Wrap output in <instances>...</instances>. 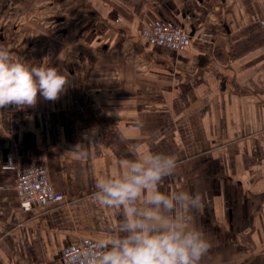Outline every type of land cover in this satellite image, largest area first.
Here are the masks:
<instances>
[{"label": "crops", "instance_id": "1", "mask_svg": "<svg viewBox=\"0 0 264 264\" xmlns=\"http://www.w3.org/2000/svg\"><path fill=\"white\" fill-rule=\"evenodd\" d=\"M37 1L36 20L62 14L64 26L46 23L42 47L11 59L56 67L68 84L56 101L0 109V264H61L81 240L117 234L121 210L91 196L121 174L130 145L176 156L161 191L201 194L204 264H264V0ZM156 23L186 27L188 46L148 41L141 29ZM93 130L78 158L72 148ZM35 166L66 200L24 211L17 177Z\"/></svg>", "mask_w": 264, "mask_h": 264}, {"label": "clouds", "instance_id": "2", "mask_svg": "<svg viewBox=\"0 0 264 264\" xmlns=\"http://www.w3.org/2000/svg\"><path fill=\"white\" fill-rule=\"evenodd\" d=\"M67 84V74L56 67L14 61L10 50L0 44V109L34 107L38 96L56 101ZM95 135L93 130L85 135L87 143L72 148L78 158L87 156ZM128 152L131 158L120 161L121 174L98 179L91 196L103 208L121 210L117 234L89 242L83 249L69 247L65 264H204L212 242L196 223L201 194L183 188L160 190L176 173V156L151 151L138 155L134 145Z\"/></svg>", "mask_w": 264, "mask_h": 264}, {"label": "built area", "instance_id": "3", "mask_svg": "<svg viewBox=\"0 0 264 264\" xmlns=\"http://www.w3.org/2000/svg\"><path fill=\"white\" fill-rule=\"evenodd\" d=\"M264 31V20L262 21ZM142 35L150 42L184 49L188 46L191 35L186 27L166 23L145 24ZM16 189L20 197L22 210L31 211L34 205L39 207L55 205L66 200L65 195L53 188L48 169L45 166H35L21 171L17 177ZM101 240H81L72 249L85 248L89 242ZM61 254V264H65L67 256Z\"/></svg>", "mask_w": 264, "mask_h": 264}, {"label": "rangeland", "instance_id": "4", "mask_svg": "<svg viewBox=\"0 0 264 264\" xmlns=\"http://www.w3.org/2000/svg\"><path fill=\"white\" fill-rule=\"evenodd\" d=\"M38 2L40 1L32 0L30 2H24L25 4H11L0 1V44L5 43L10 51L18 49L25 50L26 47L32 43L36 44L40 49V47H42V39L44 36H46L45 39H47L48 35V31L44 26L46 23H52L53 30L57 29L58 25L64 26V22L60 24L57 20L59 17L62 18V14H42L39 17L40 20H36L35 14L32 15L31 13H33V8L36 9L39 6L41 7ZM41 21H44V23H41ZM81 21L82 23H91L85 31L84 36L92 34L91 38H93V21L91 22L87 17L86 20ZM69 25L70 23H66V26ZM49 32L52 34L51 31Z\"/></svg>", "mask_w": 264, "mask_h": 264}, {"label": "water", "instance_id": "5", "mask_svg": "<svg viewBox=\"0 0 264 264\" xmlns=\"http://www.w3.org/2000/svg\"><path fill=\"white\" fill-rule=\"evenodd\" d=\"M193 35V34H192Z\"/></svg>", "mask_w": 264, "mask_h": 264}]
</instances>
